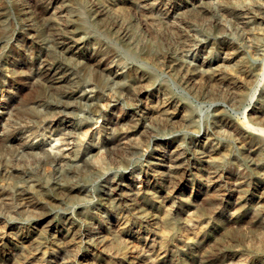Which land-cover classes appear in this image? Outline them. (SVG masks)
I'll use <instances>...</instances> for the list:
<instances>
[{
    "label": "rangeland",
    "instance_id": "374dc122",
    "mask_svg": "<svg viewBox=\"0 0 264 264\" xmlns=\"http://www.w3.org/2000/svg\"><path fill=\"white\" fill-rule=\"evenodd\" d=\"M35 1L0 0V71L6 69L5 76H0V138L4 136L2 127L10 114L8 106H12L10 98L13 94L18 98L16 93L20 89L24 92L30 85L18 88L14 84L11 77L14 64L20 69L25 66L35 69L44 59L40 55L41 47L51 52L60 51L57 44L61 37L51 31L55 23L66 27L71 20L79 19L85 27V32L82 31L79 35L89 43L88 51L83 57L84 69L77 67L75 59H71L70 65H66L68 60L59 58V66L68 71L69 77L82 80L81 91L69 100L77 108L61 112L59 121H48L37 128L27 129L20 121L11 120L19 132L17 139L20 142L13 153L0 154V158L9 162H14L17 158L23 159L37 169L40 176L50 180L52 185L63 183L64 175L77 166H84L82 171L85 170L86 174L83 179L79 173L72 172V181L81 187V197L71 200L63 196L52 200V203L37 201L30 206L8 201L3 203L0 198V217H5L12 228L25 226L33 233L43 228L49 231V236L42 240L43 248L49 249L43 264H96L92 259L74 256L68 247L59 245L54 250L52 238L63 242L62 235L68 229L78 226V253L84 255L86 251H92V254H99L102 245L99 242H108V231L118 229L115 216H137L133 204L141 197L155 192L161 197L172 196L175 201L172 221L177 224V234L183 236L181 244H175L172 237L170 248L175 249L168 257V264H195L201 260L203 264L223 260L229 264L239 256L250 261H264V251L257 253L255 250V246L263 244L264 228L247 229L244 220H239L238 224L232 217H228L222 227L212 224L211 228L215 227L211 236L206 238L203 234L197 240L190 238L179 228L184 226L187 216V212L181 208L183 200L191 198L193 204L198 205L203 203L209 190L219 188L222 200L225 203L231 202V206L227 208L228 214H231L236 211L237 204L250 200L258 186H264V167L255 168L248 152L238 150L239 140L234 130L220 133L217 127L219 110L237 125L247 117L251 118L252 109L258 105L259 95L264 92V81L252 101L230 93L226 83H220L214 91L197 93L186 80L169 71L166 58L174 57L199 72H207L219 65L234 72L241 56L253 66L264 68V24L260 25L259 22L257 25L262 33L257 40L254 35L256 31L251 30L254 26L249 15L238 17L237 14L225 11L223 0H208V6L201 4V0H129L123 18L116 16L108 6L115 0H38V6L33 3ZM261 13L264 17V8H261ZM214 25L223 26L225 30L217 33L213 30ZM216 41L235 44L237 50L232 53L219 49L215 46ZM145 43L152 45L156 54L161 57V63L153 64L143 58L141 49ZM133 68L154 73L157 81L153 91L162 92L163 87L167 86L177 99L190 105L192 117L184 124L177 123L175 128L160 125L148 117L135 122L140 119L138 114L142 110V97L131 102L128 97L119 94L122 88L128 86V71ZM98 81L102 83L101 86ZM99 92L104 96V101L100 102L101 110L94 112L92 109L97 103L94 99ZM159 95L160 98L164 97L162 93ZM81 97H87L88 100H82ZM62 102L63 96H54L48 104L37 105L44 113L50 105L54 107ZM30 106L33 107L34 104ZM59 110L57 108L56 112ZM82 120L84 122L81 125ZM57 131L70 133L67 138H70L68 149L72 156L63 159V156L57 155L48 165L38 163L36 158L44 159L40 152L50 151L49 136ZM84 131L88 133L86 137L82 135ZM122 132L123 135L120 136ZM99 136L102 137L100 142L97 140ZM118 140L123 153L112 151L101 172L96 171L92 165L86 166L85 162L91 163L98 147L109 145L114 150L113 144ZM207 140L229 144L235 150L234 156L227 160L226 167L217 180L196 163L197 158L203 155V145ZM176 166L183 168L181 175L171 177L168 170ZM110 196L116 200L115 209L110 206ZM90 214L102 215L105 223L85 220L84 215ZM138 220L145 227H155L152 218ZM260 225L264 227V220ZM89 227L94 228V237H89ZM103 236L105 238L101 239ZM225 239L226 242L220 243ZM200 244H207L211 251L206 255L200 254ZM43 248L41 251L45 250ZM143 249L144 241L136 239L120 258H124L126 264H148L141 255ZM21 253L19 247H12V244L5 246L0 250V257L5 261L2 264H13L15 260V263L23 262L26 255L31 256L36 252L29 254L31 250H26L25 254Z\"/></svg>",
    "mask_w": 264,
    "mask_h": 264
},
{
    "label": "bare ground",
    "instance_id": "6f19581e",
    "mask_svg": "<svg viewBox=\"0 0 264 264\" xmlns=\"http://www.w3.org/2000/svg\"><path fill=\"white\" fill-rule=\"evenodd\" d=\"M128 2L129 0H115L110 2L108 6L116 16L123 18V12L128 5ZM33 3L37 6L39 5L38 0ZM201 4L208 6L210 3L208 0H201ZM222 5L225 11L234 13V15L237 14L238 17L249 15V20H251V24L254 26L251 30L256 31L254 32L255 38L257 40L260 39L262 34L260 33L261 28L257 25L259 22H261L260 25L264 24V17L261 15V8H264V0H223ZM240 11L241 13L238 14ZM52 18L54 19V17ZM152 20L154 19L152 18ZM53 26L55 27H52L51 31L61 37V41L57 44L60 51L51 52L50 50L41 47L40 55H43L44 59H42L41 64H39L35 69H29V66H25L20 69L18 68L19 66L16 67V64H14L15 66L11 73L14 84L18 85V88L21 86L24 87L29 83L30 85L24 92L20 89V91L16 93L18 94V98H15V94H13L10 98L9 103L12 106H8L10 108V114L8 115V119L5 120L4 127H2L4 136L0 138L1 155L13 153L15 151L14 148L19 145L20 142V140L17 139L19 132L14 128L11 120L20 121L27 129L37 128L42 124H46L48 121H59L61 117L59 114L61 112L64 113V110L75 107L77 108V105H71L72 102H70V99L74 98V94H78L81 91L82 80H80V78L72 79L69 77L70 75L68 74V71L59 66V58L62 60H68L65 62L66 65H70L71 59H75L77 60V67L84 69L83 57L88 51L89 43L79 35L85 30V27L79 19L71 20L69 26L66 27H62L58 23H55ZM213 30L220 33L225 30V27L214 25ZM215 46L222 50L231 51L232 53L237 50V45L225 41H216ZM141 52L143 58L153 64L158 65L162 62L161 57L156 54L154 48L149 43H145V45L142 46ZM166 58L169 62V71L182 80H186L189 86L197 93L214 91L220 83H226L230 93L238 95L243 100L246 99L248 101H252L256 97L259 87L264 81V68L253 66L242 56L240 57L237 68L234 72L228 71L225 69L226 67L221 65L207 72H199L196 68L187 66L174 57ZM1 67L2 65L0 62V68ZM95 67L98 68L96 65ZM5 72L6 69L4 71H0V76L2 78L5 76ZM127 77L128 86L122 88L119 91V94L128 97L131 102L137 97H142L143 99L141 101L142 110L140 111V114H138L140 119H137L135 122L141 121L142 117H148L160 125L175 128L177 123L184 124L192 117V109L190 105L186 101L177 99L167 86L163 87L162 92L157 93L153 91V87L157 81L154 73L141 68H133L128 71ZM98 83L100 86L102 85L101 82L98 81ZM161 93L164 96L163 98H160L159 94ZM145 94H147V96L143 97ZM54 96H63L64 102L55 104L54 107L50 105L44 113L41 112L39 110V106L43 103L48 104V101ZM81 98L82 100H88L87 97ZM94 100L97 101V103L94 105L92 110L94 112H98L101 110L100 102L104 101V96L101 92H99L96 94ZM258 100V105L252 109L251 118H244L245 120H243L240 125H237L235 122L229 120L222 110H219L220 119L217 123L220 133H226L230 129L234 130L239 140L238 150L248 152V156L252 157L254 161L255 168L264 167V92L259 95ZM32 104H34L33 107L30 106ZM57 108L60 109L58 111L59 113L56 112ZM120 114L124 117L123 112ZM83 122L84 120L81 121V125ZM120 126H123V124L120 123ZM119 128L123 131L122 127ZM64 132L65 133L57 131L49 136L48 140L50 141L48 143V148H50V151L40 152L44 159H42V157L36 158V160L38 159V163L48 165L49 161L53 157L54 160L57 158V155H61L63 156V159H66L72 154L68 149L70 146V138H67V136H69L70 133H66L67 131ZM82 135L83 137H86L88 135L87 131H84ZM122 135L123 132L120 136ZM101 139L102 137L99 136L97 138L98 142H100ZM80 142L82 143V141ZM119 143L120 141L118 140L113 144L114 150H112L109 145H101L98 147L95 150L91 163L88 164L85 162L86 166L90 167L92 165L95 167L96 171L101 172L105 168V161L112 151H115L117 154L123 153ZM234 151V148L229 144L223 145L214 143L212 140H207L203 145V155L201 158H197L196 163L203 166L210 173V176L213 179L216 178L217 180L224 167H226L227 160L234 156ZM83 167L77 166V168L73 169L72 172L79 173L81 178L84 179L86 172L85 170L82 171ZM181 170H183L182 167L176 166L173 169H169L168 173L171 177H178L181 175ZM72 172H67L64 175L63 183H55V185H52L50 180L40 176L37 169L31 167L30 164L26 163L23 159L18 160L17 158L16 161L9 162L0 158V198L3 200V203L8 201L12 204L20 203L29 206L33 205L32 203H37V201L52 203V200H57L58 197L63 196L68 197L71 200H75L81 197V187L72 181ZM185 172L187 171L185 170ZM167 177L169 178V176ZM234 179H236V177ZM257 180H259V178ZM54 189L55 193H53ZM114 190H116V188ZM251 195L252 197L247 203L240 202L237 204L236 211L231 214H228L227 212V208L231 206V202L228 201L225 203V201L222 200L219 188L209 190V192L205 195V198L202 200L203 203L201 202V204L199 203L198 205H194L193 199L191 198L183 200L181 208L187 212V216L183 224L184 226L179 228L182 231L184 230L190 238H195L196 240L203 234L206 238L211 236L214 233V227H222L228 217H232L238 224L240 223L239 220H244L243 222L247 224V229L259 227L264 228L260 225L262 224V220H264V186H258V188H256ZM108 200L110 201V206L115 209L116 200L113 199V196H110ZM174 207L175 201L172 196L167 195L165 197H161L155 192L149 193L146 196L141 197L137 202H135V204H133V208L136 211L137 216L131 217L123 214H117L115 216L114 221L116 222L118 229L108 231V242H104V240L99 242L102 244L101 253L92 254V251H86L84 255L83 253H78L77 240L80 238L78 226L68 229L67 232L62 235L64 236L63 242H58L57 238H52V248L56 250L55 248H58L59 245L68 247V249H70L69 251H71L74 256L76 255L81 258L84 257L85 259H92V261L96 264H126L127 261H125L124 258H120V256L123 254L125 255L130 243L138 239L144 241V249L141 255L148 262V264H168V257L175 249L174 247L170 248V242L173 241L172 239L174 238L175 244L183 243V236L177 234V224L172 221ZM10 208L11 207H9V209ZM84 218L85 220H95L100 224L105 223L102 215L90 214L84 215ZM141 218H152L155 227H145L138 220ZM212 224H215L213 228H211ZM88 230L89 235H91L89 237H94V228L89 227ZM48 234L49 231L46 228H43L35 233L30 231L29 227L25 226L21 228H12L8 224L5 217H0V250L5 246H9V244H12V247L21 248V255L25 254L26 250H31V253L29 254H34L32 253L34 251L36 252L31 256L26 255L25 261L15 263V260L13 264H43L44 258L49 252V249L48 247L43 248L44 242L42 240ZM100 238L103 239L105 236ZM14 240H16V243ZM224 242H226V239L222 240V242L220 241V243ZM34 245L35 247L32 248ZM42 248L45 250L41 251ZM255 250L257 253L263 252L264 241L263 244L255 246ZM210 251L211 248L207 244L199 245L200 254L206 255ZM233 260L234 262L229 264H264L263 260L261 261L260 259H256L254 261H250L244 256H239ZM2 263H5V261L0 257V264ZM195 264H203V261H197ZM212 264L227 263L223 260L221 262L214 261Z\"/></svg>",
    "mask_w": 264,
    "mask_h": 264
}]
</instances>
